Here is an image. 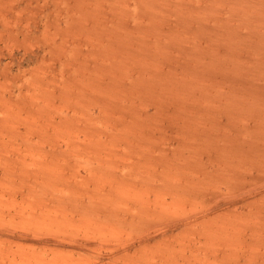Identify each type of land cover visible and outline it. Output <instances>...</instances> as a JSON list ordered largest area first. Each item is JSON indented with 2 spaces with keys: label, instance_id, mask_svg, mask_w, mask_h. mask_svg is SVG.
Segmentation results:
<instances>
[{
  "label": "rangeland",
  "instance_id": "374dc122",
  "mask_svg": "<svg viewBox=\"0 0 264 264\" xmlns=\"http://www.w3.org/2000/svg\"><path fill=\"white\" fill-rule=\"evenodd\" d=\"M263 145L264 0H0V264H264Z\"/></svg>",
  "mask_w": 264,
  "mask_h": 264
},
{
  "label": "bare ground",
  "instance_id": "6f19581e",
  "mask_svg": "<svg viewBox=\"0 0 264 264\" xmlns=\"http://www.w3.org/2000/svg\"><path fill=\"white\" fill-rule=\"evenodd\" d=\"M249 121V120H248ZM257 143V142H256ZM240 146V145H239ZM237 147V148H236ZM234 148L236 149H239L238 146H236ZM241 148H247L249 149L250 151V147H255V144L251 146V142H249V144H247L245 141L243 142V145L240 146ZM232 149V148H231ZM260 151H258V154H252V153H249V154H252L254 157H245L241 160V162H247V160H249V164L252 163L253 166H251V168L255 171V174H251L250 172L248 173L249 174V181H255V178L257 175H259V172L264 170V145H263V150L261 148H259ZM244 150V149H243ZM231 151V150H230ZM219 152H221L219 150ZM252 152V151H251ZM222 155V153H220ZM256 155V157H255ZM237 156V154H236ZM241 157V156H240ZM249 158V159H248ZM235 159V158H233ZM239 161V159H237ZM211 161V159L209 160ZM217 162H218V159H217ZM223 166H225L223 163H222ZM229 166V165H228ZM226 167V166H225ZM231 168V167H229ZM243 180V179H242ZM248 181V182H249ZM250 182V183H251ZM243 186V185H242ZM249 188H252L250 185L248 186ZM243 189V188H242ZM255 192V191H254ZM255 195V194H254ZM223 264H225L226 262L222 261Z\"/></svg>",
  "mask_w": 264,
  "mask_h": 264
}]
</instances>
